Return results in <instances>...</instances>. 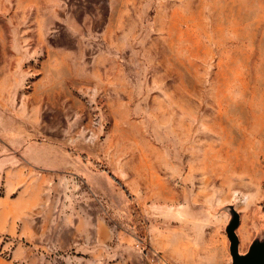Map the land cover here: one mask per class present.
<instances>
[{"label": "rangeland", "instance_id": "1", "mask_svg": "<svg viewBox=\"0 0 264 264\" xmlns=\"http://www.w3.org/2000/svg\"><path fill=\"white\" fill-rule=\"evenodd\" d=\"M0 150L50 222L106 201L108 264H232L235 213L264 242V0H0Z\"/></svg>", "mask_w": 264, "mask_h": 264}, {"label": "crops", "instance_id": "2", "mask_svg": "<svg viewBox=\"0 0 264 264\" xmlns=\"http://www.w3.org/2000/svg\"><path fill=\"white\" fill-rule=\"evenodd\" d=\"M17 161L18 152L12 155L11 151L0 150V170L6 172L0 194V242L3 248L13 247L9 258L0 254V264H108L107 243L112 232L97 210L95 203L104 207L100 199L74 203L73 211L62 222H50L51 218L37 210L44 207L38 196L42 193L34 187L38 182L25 175L15 165ZM57 203L51 199L45 207L54 208ZM122 252L120 246V256Z\"/></svg>", "mask_w": 264, "mask_h": 264}, {"label": "water", "instance_id": "3", "mask_svg": "<svg viewBox=\"0 0 264 264\" xmlns=\"http://www.w3.org/2000/svg\"><path fill=\"white\" fill-rule=\"evenodd\" d=\"M239 222L240 216L235 213L233 219L227 226L232 264H264V242L255 241L247 252L240 251V240L236 232Z\"/></svg>", "mask_w": 264, "mask_h": 264}, {"label": "built area", "instance_id": "4", "mask_svg": "<svg viewBox=\"0 0 264 264\" xmlns=\"http://www.w3.org/2000/svg\"><path fill=\"white\" fill-rule=\"evenodd\" d=\"M99 199H100V201L102 202V204H103L104 207L107 206V205H106V201H105L102 197H99Z\"/></svg>", "mask_w": 264, "mask_h": 264}]
</instances>
